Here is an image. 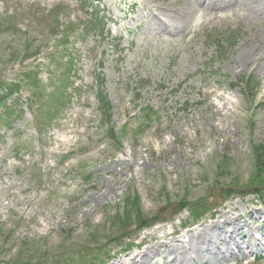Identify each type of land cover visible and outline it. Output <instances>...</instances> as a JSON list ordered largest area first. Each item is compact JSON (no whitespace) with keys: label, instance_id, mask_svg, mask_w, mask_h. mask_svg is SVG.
Returning <instances> with one entry per match:
<instances>
[{"label":"rangeland","instance_id":"1","mask_svg":"<svg viewBox=\"0 0 264 264\" xmlns=\"http://www.w3.org/2000/svg\"><path fill=\"white\" fill-rule=\"evenodd\" d=\"M203 1L174 22L189 0H0V94L22 80L0 112V264L61 246L133 264L224 217L260 225L264 70L243 58L264 59V0ZM162 254L147 264H179Z\"/></svg>","mask_w":264,"mask_h":264},{"label":"bare ground","instance_id":"2","mask_svg":"<svg viewBox=\"0 0 264 264\" xmlns=\"http://www.w3.org/2000/svg\"><path fill=\"white\" fill-rule=\"evenodd\" d=\"M257 2L256 0H249L250 5H257ZM187 3L188 7H183L182 10L180 8L177 10V14L173 15L172 19L174 22L177 21L179 13L181 19H184L191 9L197 7L210 8V5L203 0H189ZM260 7L263 8L262 6ZM261 15L264 16V12H261ZM161 16H159V19L162 20ZM152 20L155 21V18H152ZM168 29L165 28V32ZM252 57L253 54L245 56L243 60L244 62H250L255 69L264 70L263 56H255L253 59ZM226 141H228V138ZM249 214L251 222L257 220L260 223L259 226L251 227L248 225L245 222V215L237 214L232 218L224 217L222 220L201 228L196 234L191 235L186 242L172 246L162 245L156 248H149L143 254L134 256L132 262L133 264H147L153 257L155 258L161 253H170V255L176 256L175 260L179 264L205 263L207 260H219L222 262L236 255L252 253L253 250L258 249H260L258 253H264V210L255 209Z\"/></svg>","mask_w":264,"mask_h":264},{"label":"trees","instance_id":"3","mask_svg":"<svg viewBox=\"0 0 264 264\" xmlns=\"http://www.w3.org/2000/svg\"><path fill=\"white\" fill-rule=\"evenodd\" d=\"M52 35H55V34L52 33ZM27 50H29L28 47H26V51ZM25 77H26V75H25ZM18 81L19 82H16V83L11 82L10 83L11 85L8 88L3 87V91L0 94V112L3 111L7 115L10 114V113H8V111L11 107V105H9V101L11 100L12 95L19 91L20 83L22 82V80H18ZM66 82L68 84L69 79H67ZM0 84H1V82H0ZM96 85H97L96 98H97V102H98V111H99L100 117L103 120H108L110 118L111 112L113 110L111 102L108 99L106 93L104 92L105 91L104 90L105 89L104 82L97 80ZM256 152H257V149H256ZM262 160H264V157H262ZM125 203H129V200L127 202L125 201ZM129 207H130L129 208L130 210L127 211L128 215H129V212H131V210L134 208V207H132L131 204L129 205ZM130 215H131V213H130ZM141 215L142 214L137 211V214H136L137 218H139ZM123 221L124 220L121 221V219H119L118 220L119 225H122ZM86 250L87 249L85 247L61 246L58 250V256H56L55 259L52 260V262L50 264H74L72 255L74 253L80 254L81 258H85L86 256L84 253L86 252ZM36 253H37V250L31 251V252L27 253V255L20 253V255H18V257L13 262H10L7 264H35V262H38L36 260L38 255H36ZM44 253H45V251H44ZM46 259H47V257H45L43 260H46ZM3 264H6V263H3Z\"/></svg>","mask_w":264,"mask_h":264}]
</instances>
